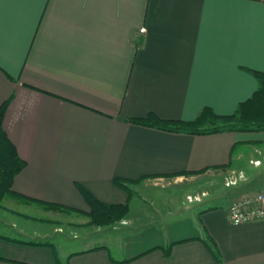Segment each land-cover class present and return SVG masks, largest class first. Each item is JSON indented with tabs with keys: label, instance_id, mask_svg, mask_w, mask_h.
<instances>
[{
	"label": "crops",
	"instance_id": "crops-1",
	"mask_svg": "<svg viewBox=\"0 0 264 264\" xmlns=\"http://www.w3.org/2000/svg\"><path fill=\"white\" fill-rule=\"evenodd\" d=\"M248 69L264 71V0H0L3 125L27 163L0 209L27 222L42 202L88 214L78 183L129 204L119 223L81 228L75 249L0 214V264H264V220L228 216L234 200L264 189V129L129 120L187 121L206 106L231 114L258 87ZM219 169L234 173L230 191L208 205L179 202L167 217L142 208L152 211L148 233L127 234L139 229L130 203L142 196L130 184L167 197L158 179Z\"/></svg>",
	"mask_w": 264,
	"mask_h": 264
},
{
	"label": "trees",
	"instance_id": "trees-1",
	"mask_svg": "<svg viewBox=\"0 0 264 264\" xmlns=\"http://www.w3.org/2000/svg\"><path fill=\"white\" fill-rule=\"evenodd\" d=\"M258 80V87L252 96L239 103L231 114H218L210 107H204L192 120H169L150 113L146 117H132L130 121L141 125L155 126L166 130L209 133L224 130L264 129V71L248 69ZM11 97L0 104V204L3 198L13 191L15 176L26 166V160L18 153L16 145L8 136L3 122ZM115 183L127 187L116 177ZM89 206L88 215L94 224H109L124 217L129 211L128 203H107L94 195L87 187L78 183ZM48 207L66 208L54 203L42 202Z\"/></svg>",
	"mask_w": 264,
	"mask_h": 264
},
{
	"label": "rangeland",
	"instance_id": "rangeland-1",
	"mask_svg": "<svg viewBox=\"0 0 264 264\" xmlns=\"http://www.w3.org/2000/svg\"><path fill=\"white\" fill-rule=\"evenodd\" d=\"M233 176L234 173H230L228 175L227 170L219 169L203 173L198 178H194L193 180L186 179L185 177L180 178L179 175L158 179V181L154 183L157 186L155 191L163 190L167 192V197L155 194L154 198H149V191L148 188H146L147 186H144L142 183H135L133 185L130 184L131 188H135V190L132 189L133 192L137 194L138 197H140L139 194H141L142 196L140 197V199L138 198L137 201L134 200V198L131 199L130 203L131 215L138 218L136 221L139 222H137L138 224L136 225V227H138L139 229L135 228V230L133 228H130L129 231H127V234H130L134 237L135 235H139L141 233H148L144 232V230L148 229L147 223L151 222L149 216H152V211L142 212V208L156 206L157 209H159L158 211H156L158 218L159 216L167 217V213H169L171 209H177V211H180V207L178 206L179 202L182 204L188 202L189 204L195 201L196 197L199 198L201 196L204 203L208 205L210 204V202L217 200L221 195H224L225 190H231V187L233 185L227 186L226 182L229 180H235V177ZM140 185L142 187H140ZM237 185L240 184L237 183ZM136 188L138 190H136ZM143 195L145 196L144 198ZM151 199L154 200V204L149 202ZM42 207L43 208L38 207L37 205L35 210H29V212L35 215V217L28 218V222L25 221V219L19 218L14 213H5L3 209H0V214H5L7 219L14 220V222H16L15 224H20V226H23V228H25L28 232L33 233L42 231L40 233H46L47 236L49 235L48 237H46V239L49 241L59 236L60 240L65 244L64 247H68L71 249H75L77 247V243H79V241H81L82 239V235L80 234L82 233V231L80 230L81 228L87 226V228L89 229H96L107 225H98L92 223L90 215L83 212L80 214L74 213L72 211H60V209H55L56 211H54L51 209H44L46 208L45 205ZM122 218L115 220V222L113 223H119ZM41 219L45 221L39 223V220ZM165 223H161V228L165 226ZM157 227H159V225L151 226L150 228Z\"/></svg>",
	"mask_w": 264,
	"mask_h": 264
},
{
	"label": "built area",
	"instance_id": "built-area-1",
	"mask_svg": "<svg viewBox=\"0 0 264 264\" xmlns=\"http://www.w3.org/2000/svg\"><path fill=\"white\" fill-rule=\"evenodd\" d=\"M235 182V180H229L226 183L230 185ZM228 216L236 224L264 220V189L234 200L228 208Z\"/></svg>",
	"mask_w": 264,
	"mask_h": 264
}]
</instances>
